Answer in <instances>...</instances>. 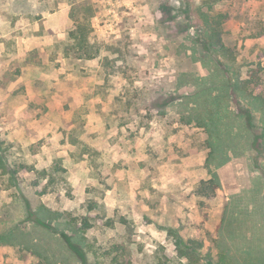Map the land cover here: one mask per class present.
Listing matches in <instances>:
<instances>
[{
    "label": "rangeland",
    "instance_id": "rangeland-1",
    "mask_svg": "<svg viewBox=\"0 0 264 264\" xmlns=\"http://www.w3.org/2000/svg\"><path fill=\"white\" fill-rule=\"evenodd\" d=\"M206 1L0 0V264H264V110L219 90ZM218 12L264 63V0Z\"/></svg>",
    "mask_w": 264,
    "mask_h": 264
},
{
    "label": "trees",
    "instance_id": "trees-1",
    "mask_svg": "<svg viewBox=\"0 0 264 264\" xmlns=\"http://www.w3.org/2000/svg\"><path fill=\"white\" fill-rule=\"evenodd\" d=\"M218 1L219 0L206 1L205 5L208 7V12L201 11L200 16L204 23V33L207 44L214 48L216 50V54H218L226 61V63L229 64V69L232 71L233 77L230 80L227 79V81L219 87V90H232L233 92H236L242 96H246L251 99V104H253V106H256L259 110H264V63H259L256 69H251L247 74L243 72V67L237 65V56L233 49L226 44L224 37V25L228 20L227 14L223 12L210 13V11L213 10L214 4H216ZM262 59L264 61V53L262 54ZM196 95L198 96V99H205L206 104L203 107L200 102H197L196 105L191 108V115H193V117H196L197 114L200 115L197 117V120L202 122L201 124L206 125L212 135H214L213 139H216L215 144L214 142L211 143L212 148L216 146L219 148L221 143L218 142H220V140L223 141L222 137L220 136L223 132L222 126H225L226 129H229V125H226L225 123V121L229 118L227 115L230 112L229 105L225 103L226 100H224L226 95L212 97L211 90L207 91L206 89L199 91ZM199 108H207L210 110L208 112L201 113ZM198 110L200 113H197ZM205 114L210 116V120L207 122H205ZM240 118H242V116ZM244 118L246 125H248V118ZM223 144L225 145V143H222V146ZM214 152H212V154ZM215 159H218L217 155L215 156ZM64 239L68 245H72L70 239ZM71 249L75 253L79 254L82 259L86 260L85 255L81 254L77 247L72 245ZM182 253H185V251L183 250ZM224 264L228 263L224 262Z\"/></svg>",
    "mask_w": 264,
    "mask_h": 264
}]
</instances>
